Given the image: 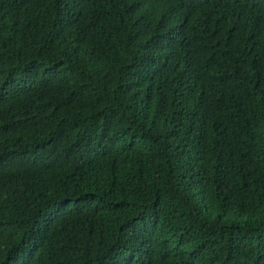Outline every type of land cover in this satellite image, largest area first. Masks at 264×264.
<instances>
[{
	"label": "trees",
	"instance_id": "1",
	"mask_svg": "<svg viewBox=\"0 0 264 264\" xmlns=\"http://www.w3.org/2000/svg\"><path fill=\"white\" fill-rule=\"evenodd\" d=\"M0 264H264V0H0Z\"/></svg>",
	"mask_w": 264,
	"mask_h": 264
},
{
	"label": "clouds",
	"instance_id": "2",
	"mask_svg": "<svg viewBox=\"0 0 264 264\" xmlns=\"http://www.w3.org/2000/svg\"><path fill=\"white\" fill-rule=\"evenodd\" d=\"M149 121V119H147Z\"/></svg>",
	"mask_w": 264,
	"mask_h": 264
}]
</instances>
